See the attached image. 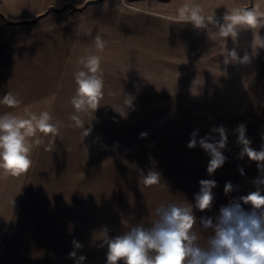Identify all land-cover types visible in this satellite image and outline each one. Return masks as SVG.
<instances>
[{
	"label": "crops",
	"instance_id": "crops-1",
	"mask_svg": "<svg viewBox=\"0 0 264 264\" xmlns=\"http://www.w3.org/2000/svg\"><path fill=\"white\" fill-rule=\"evenodd\" d=\"M126 1L134 5V15L157 23L140 28L108 16L112 11L120 15L116 8ZM189 1L0 0V99L11 92L21 101L16 108L0 103V115L48 111L61 124L58 136H41L44 142L33 146L26 173L6 176L0 171V264H79L80 256L86 257L82 264H106V246H92V239H103L107 208L117 211L116 194L108 196L107 184L100 180L105 112L122 110L124 93L138 95L139 87L153 97L177 93L170 90L178 83L171 64L182 59L171 55L177 50L171 42H182L178 9ZM227 1L231 3L209 13L219 16L240 8ZM75 7L83 11L74 13ZM97 35L105 41L103 50L95 46ZM248 48L241 81L230 77L221 100L208 99L212 110L239 112L250 146L258 151L264 146V49L256 54L252 45ZM90 55L100 57L104 96L94 113L81 114L84 128H91L83 137L70 120L75 111L70 99L80 60ZM242 159L243 196L258 188L264 195V185L255 183L264 172L246 155ZM241 206L253 210L251 204ZM73 240L83 247L76 249ZM74 251L75 258L70 257Z\"/></svg>",
	"mask_w": 264,
	"mask_h": 264
},
{
	"label": "rangeland",
	"instance_id": "rangeland-1",
	"mask_svg": "<svg viewBox=\"0 0 264 264\" xmlns=\"http://www.w3.org/2000/svg\"><path fill=\"white\" fill-rule=\"evenodd\" d=\"M233 2L236 7L264 12V0ZM230 3L227 0H191L187 5H200L203 7L204 15L212 16L209 12L214 8H222ZM94 8L92 3L91 11ZM133 8L134 5L126 1L116 8L120 15L112 11L108 16L120 19L128 25L139 24L140 28L157 23L155 20H146L141 15H134ZM81 11L82 7L74 9L76 14ZM224 16L214 15V19L222 24ZM182 27L183 29L177 33L182 42H171L177 48L171 55L182 59L176 66L171 64L176 70L175 82L178 83L170 90L177 93L153 97L147 96L143 93L145 88L139 87L138 95L124 93L122 110L105 112L106 125L100 128V133L105 136L100 147V180L106 182L108 196L112 195L114 199L115 193L117 198L116 213L113 208V212L110 207L107 208L108 238L122 235L134 225L151 227L158 219L156 209L162 204L189 203L197 218L193 231L199 236L198 244L207 247V237L211 234V229L202 228L201 218H212L215 223L222 206L233 202L242 203L240 200L243 196L244 183L241 173L243 159L240 156L242 146L237 143L236 132L241 122L239 112L212 110L213 106L209 105L208 98L213 96L220 101L221 95L226 93L227 85L231 82L230 77L234 76L235 82L238 79L241 81L244 63H240L239 60L244 57V49L248 50V45H252L253 38L257 41L260 37L264 38V28L259 31L241 29L238 40L234 43L231 38L227 41L220 38L217 34L218 27L214 25H209L206 29H197L191 23H182ZM154 33L158 35L159 32ZM171 33L172 37L174 34ZM225 48L228 50L235 48L238 59L225 63L226 57L223 55ZM254 49L258 54L259 48ZM258 65L256 59V69ZM177 84L182 85L178 87ZM125 99L129 100L130 107H126ZM214 100L216 101L215 98ZM221 126L227 135L226 147L221 150L226 161L209 175L207 167L211 156L200 147L199 140L208 136L212 138L209 142L218 141L219 133L213 129ZM194 132L197 145L189 148L188 144ZM149 171L160 174L159 185L151 187L144 185L142 176ZM201 180L216 182V187L212 189L214 196L212 207L205 211L195 207V195L200 191ZM229 182L233 190L226 194L224 189ZM98 242L101 248L106 246L103 239H92V246ZM96 257L93 256L95 258L93 261H96Z\"/></svg>",
	"mask_w": 264,
	"mask_h": 264
},
{
	"label": "clouds",
	"instance_id": "clouds-1",
	"mask_svg": "<svg viewBox=\"0 0 264 264\" xmlns=\"http://www.w3.org/2000/svg\"><path fill=\"white\" fill-rule=\"evenodd\" d=\"M182 23H191L197 29H206L209 25L218 27L217 34L224 41L229 38L237 42L241 29L260 30L264 28V12L236 8L223 17L224 23L214 19V15L206 16L200 5H183L178 9ZM95 46L103 50L105 41L101 36L95 37ZM252 47L264 48V38L257 41L253 38ZM225 63L236 61L238 54L233 48H225ZM240 63H248L249 56L245 54ZM82 67L75 73V94L70 99L74 114L70 120L77 128L82 129L83 137L89 135L91 128L85 129V122L81 114L94 113L100 106L104 96V81L101 71L100 57L90 55L81 58ZM0 103L9 108L19 107L21 101L11 92L3 95ZM126 107H130L129 100L125 99ZM53 116L48 111L40 113L26 112L25 116H18L11 112L0 115V171L6 176H20L32 166L31 153L33 146L44 142L41 138H55L60 132L61 124L53 122ZM219 133V140L209 142L211 137L206 136L199 140V145L209 155L207 172L212 175L221 167L226 157L222 149L226 147L227 135L221 126L213 129ZM237 143L242 146L240 156H247L249 160L257 162V167L264 172V146L260 150L253 149L251 141L246 137V127L240 124ZM143 135V134H142ZM188 147L197 145L196 132L192 134ZM53 139V143H54ZM243 174V170H241ZM143 177L146 187L159 185L160 174L149 171ZM200 191L195 195V207L200 211L212 207V189L216 187L214 180H201ZM257 185H264V179L255 181ZM233 190L232 184L226 183L225 193ZM244 204H251L252 211L246 212L240 203L233 202L222 206L215 223L212 218L202 217L200 224L205 230L211 229L207 237V247L198 244L199 236L193 231L197 218L191 204L161 205L156 209V219L149 228L141 225L131 226L122 235L108 238L107 230L103 231L102 238L107 246L106 264H264V195L259 188L246 196L240 197ZM76 249L83 246L73 240ZM75 258L76 253H69ZM79 264L86 259L80 256Z\"/></svg>",
	"mask_w": 264,
	"mask_h": 264
}]
</instances>
